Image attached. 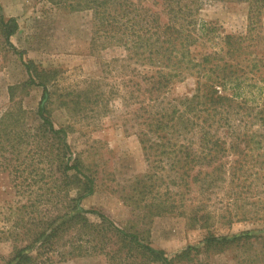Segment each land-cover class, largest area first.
<instances>
[{
  "label": "trees",
  "instance_id": "trees-1",
  "mask_svg": "<svg viewBox=\"0 0 264 264\" xmlns=\"http://www.w3.org/2000/svg\"><path fill=\"white\" fill-rule=\"evenodd\" d=\"M62 1L70 9L93 12L92 46L122 47L133 66L131 103L141 128L138 137L148 163L154 158L175 171L168 185L181 196L179 207L168 199L153 203L156 214L184 208L192 183L213 187L222 175L234 177L258 165L264 151V52L257 30L264 0H233L248 3L249 30L246 35L224 36L199 18L202 6L212 0ZM17 30V20L6 19L0 4L2 49H14L11 37ZM187 79L193 80L192 92L172 97L174 85ZM29 82L35 84L32 77ZM39 84L44 90L36 111V132L28 126V112L6 113L0 120V159L6 161L1 152H9L19 160L20 147L32 139L29 152L47 154L50 164L49 175L37 182L44 177L50 180L45 192L29 191L35 197L23 206L27 221L23 218L13 235L15 242L25 243L15 245L11 257L0 264H54L91 256L105 257L109 264H180L204 250L222 251L260 238L259 230L210 235L202 246L169 257L99 210L82 207V201L96 191V177L79 155L75 157L69 127H55L47 109L51 93L45 83ZM19 178L21 173L14 175L16 181ZM25 192L17 194L25 196ZM257 208L253 203L252 215L240 220L254 219Z\"/></svg>",
  "mask_w": 264,
  "mask_h": 264
},
{
  "label": "rangeland",
  "instance_id": "rangeland-1",
  "mask_svg": "<svg viewBox=\"0 0 264 264\" xmlns=\"http://www.w3.org/2000/svg\"><path fill=\"white\" fill-rule=\"evenodd\" d=\"M0 4L5 18L18 22V30L11 37L14 49L0 47V120L6 113L16 115L22 109L29 113L27 123L35 133L36 111L44 90L39 83L46 84L52 96L47 105L51 120L57 128L69 127L75 157L79 155L96 177V191L82 201V207L99 210L117 226L164 250L169 257L202 246L210 235L234 236L259 230L257 241L222 251L204 250L180 264H264V151L256 160L257 166L238 171L234 177L222 175L213 187L192 183L185 194L184 208L156 214L153 203L168 199L179 207L181 196L176 187L168 185L175 171H168L154 158L147 161L131 103L133 66L125 50L105 43L92 46L94 23L90 10L70 9L62 0H0ZM199 18L222 36L246 35L249 5L212 0L202 6ZM257 31L263 38L264 52V11ZM31 77L34 85L29 82ZM192 89L193 80L187 79L174 85L171 96L186 95ZM29 141L20 147L19 160L9 152H1L7 160L0 159L4 163L0 165V263L11 257L15 245L25 243L15 242L13 235L22 219L27 221L23 206L35 197L29 191L45 192L50 180L44 177L37 182L42 175H49L50 164L47 154L39 157L35 151L29 152L34 144L32 139ZM43 143L47 147V142ZM17 173L23 178L16 181ZM18 191H26L25 196L18 195ZM253 203L258 204L254 219L240 220L242 215H252ZM54 264L109 263L105 257L91 256Z\"/></svg>",
  "mask_w": 264,
  "mask_h": 264
}]
</instances>
